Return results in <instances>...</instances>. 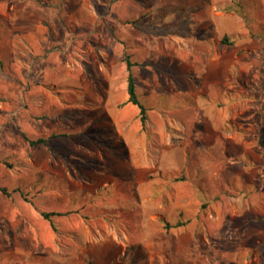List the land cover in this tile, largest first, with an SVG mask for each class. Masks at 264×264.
I'll return each instance as SVG.
<instances>
[{
    "label": "rangeland",
    "instance_id": "obj_1",
    "mask_svg": "<svg viewBox=\"0 0 264 264\" xmlns=\"http://www.w3.org/2000/svg\"><path fill=\"white\" fill-rule=\"evenodd\" d=\"M0 58V264H264V0H0Z\"/></svg>",
    "mask_w": 264,
    "mask_h": 264
},
{
    "label": "trees",
    "instance_id": "obj_2",
    "mask_svg": "<svg viewBox=\"0 0 264 264\" xmlns=\"http://www.w3.org/2000/svg\"><path fill=\"white\" fill-rule=\"evenodd\" d=\"M221 43L223 45H230L232 44L231 39L228 36H224L221 40ZM124 60L127 64V69H128V77H127V90L129 93V99L127 101V103H132L134 105H137L140 108V119H141V124H142V131L143 132H149L148 131V127H147V123L149 120V111L150 108L143 103L139 90H138V83H137V77L135 75V67L142 65L140 62L136 61L133 59V55L127 51L124 57ZM0 63L4 66V62L3 59L0 58ZM127 103H123L122 105H125ZM69 134H65V133H60V132H54L52 133L49 137L46 136H40L38 138H31L26 132H23V136L25 137L26 140H28L30 142L31 145L33 146H39V145H44L47 146L51 149V151L53 153H56V148L54 147V145H52L50 143V139L53 138H57V137H61V136H68ZM99 169L101 172L104 171V169L102 168V166H99ZM182 180L184 178H181ZM0 190L5 193L6 195L11 196L12 195V191H10L7 187L5 186H0ZM15 191H20L21 194L23 195V197H25V199L27 201H30L33 205L37 206L36 201H35V196L31 195V193L25 192L23 189H15ZM44 190H41V192ZM33 196V197H30ZM105 211H103L104 214H107L108 217H111L110 214H115L116 211L118 212L117 208H112V209H106L104 208ZM39 210L41 211L42 216L50 222V225L52 227V229L56 232L59 233L61 231V228L58 224V222L56 221V218L58 217H63L65 215H69L78 211H71V210H45L42 208H39ZM90 218V217H89ZM186 222L185 221H179L176 226L180 227L182 225H185ZM168 228L172 227L171 224H167Z\"/></svg>",
    "mask_w": 264,
    "mask_h": 264
},
{
    "label": "crops",
    "instance_id": "obj_3",
    "mask_svg": "<svg viewBox=\"0 0 264 264\" xmlns=\"http://www.w3.org/2000/svg\"><path fill=\"white\" fill-rule=\"evenodd\" d=\"M203 8H205V7H203ZM213 18V17H212ZM207 29V28H206ZM208 32H210L209 30H208ZM212 38V36H210V33H209V36H208V40H207V42H206V49H207V45H208V42H209V40ZM222 40V39H221ZM221 40H220V42H221ZM142 65H140V66H137V67H141ZM137 67H135V70H134V72H135V75H136V77H137ZM207 74L209 75V77H210V75H219V74H217V73H215V72H213V71H211V70H209L208 72H207ZM216 81L217 82H219L220 80L219 79H216ZM137 83H138V90H139V82H138V79H137ZM189 96H188V98H190V99H194V95L193 94H188ZM195 100V99H194ZM196 117V116H195ZM139 119H140V115H139ZM150 119V118H149ZM193 122H195V119L193 120ZM140 123H141V119H140ZM139 129L141 130V132H143L142 131V124H141V127H139ZM149 131V130H148ZM121 133V132H120ZM144 133V132H143ZM123 136H124V133H123ZM122 140V143H123V145L125 146V144H131L130 143V141H129V139L127 138V137H125L124 136V139H121ZM179 168H177V170H178ZM171 170L174 172V171H177V170H175V168H171ZM132 171H133V167H132ZM170 171V170H169ZM133 182L135 181H137V174L135 173V172H133ZM171 179L173 180V183H177V182H182L183 180L181 179V178H179L177 175L176 176H171ZM137 183V182H136ZM174 187V186H173Z\"/></svg>",
    "mask_w": 264,
    "mask_h": 264
}]
</instances>
